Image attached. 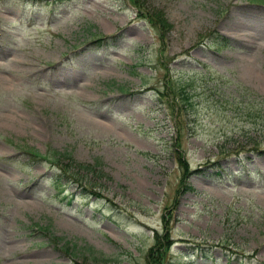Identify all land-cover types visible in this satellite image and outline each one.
Here are the masks:
<instances>
[{
	"label": "rangeland",
	"instance_id": "obj_1",
	"mask_svg": "<svg viewBox=\"0 0 264 264\" xmlns=\"http://www.w3.org/2000/svg\"><path fill=\"white\" fill-rule=\"evenodd\" d=\"M138 1L0 0V264H264V0Z\"/></svg>",
	"mask_w": 264,
	"mask_h": 264
},
{
	"label": "trees",
	"instance_id": "obj_2",
	"mask_svg": "<svg viewBox=\"0 0 264 264\" xmlns=\"http://www.w3.org/2000/svg\"><path fill=\"white\" fill-rule=\"evenodd\" d=\"M64 1H68V0H51L52 3H55V4H62L64 3ZM135 6H136V11L139 12L138 15L141 16V18L147 20V21H151L152 23V26L155 27V28H164L163 26V23H164V20L162 19V16L160 14H157V12L154 10H148L146 11L141 5H140V2L138 0H131ZM98 39H100V41H102L103 39L106 38V36H103V35H99L97 36ZM96 38V39H97ZM126 87L124 86H120V90H123L125 91ZM156 94H158L160 97V100H163L164 99V95L162 96L161 94V91L160 90H156L155 92ZM244 135V134H243ZM243 139L245 140L244 142L247 143V142H252V143H259L258 141H256L254 138H251V136H244ZM252 149V153L253 154H256V155H264V148H257V147H253L251 148ZM220 152L222 154H225L226 156L229 155L227 153H225L223 150ZM36 156H39L37 153H35ZM243 154V155H242ZM62 154L59 155V158ZM35 156V157H36ZM236 160L237 162H239L240 164L248 161L250 159V156L247 154V153H240L239 152H236ZM238 156V157H237ZM33 156V158H35ZM180 157V156H178ZM244 159V160H243ZM58 158H57V162H58ZM71 161V160H70ZM179 161V166L182 167L183 169V173L188 169V166H187V162H186V158L181 157L178 159ZM60 163V162H59ZM75 163L72 161L69 165V167H71V165H74ZM244 165V164H243ZM75 166V165H74ZM77 167H84L87 171L90 170L91 167L95 166V164L93 165H88V164H85V163H79L78 165H76ZM205 166H207L206 168H204L205 170L207 169H211V171H213L211 174L210 172V175L212 177H215V179H218L221 177V174L224 173V165L222 163V161H220L219 159L216 160V161H209V162H206L205 163ZM56 174H53L54 176L56 177H59L57 181L61 180L62 178H66L67 180H71L72 179H69L67 178V176H62V174L64 175L65 173L64 172H56ZM231 173H234V172H231ZM226 176H229L230 173H224ZM75 177V176H74ZM76 178V177H75ZM79 180H81L79 178ZM87 182V181H86ZM86 182H83V183H80L82 185H80V189L82 191V193H89V194H92L93 196L94 195H97V196H101L100 192L97 191V190H92V188L90 187V185H88V183ZM60 185V184H59ZM63 188H60L59 189V192H62ZM64 195H66L64 193ZM107 199V198H104V200ZM105 202H107L108 204L107 205H110L111 203L109 202V199L106 200ZM112 205V204H111ZM154 236V241H153V244H151L149 246V248L147 249L148 251V256H147V259L145 261V264H179L180 260H181V255H179V253H175V252H172L171 248H170V243L171 241L168 240V237L165 236V231H162L160 230V232H155L153 234ZM197 245V244H196ZM198 246V245H197ZM77 250L81 249V250H86L87 252L91 253V255H94L95 253L91 250V248H86V249H83L80 248L78 246V248H76ZM203 249V248H202ZM202 249L200 246H198V251H200V255H205L203 252H202ZM86 251H83V252H86ZM57 264V263H55ZM229 264V263H227Z\"/></svg>",
	"mask_w": 264,
	"mask_h": 264
},
{
	"label": "bare ground",
	"instance_id": "obj_3",
	"mask_svg": "<svg viewBox=\"0 0 264 264\" xmlns=\"http://www.w3.org/2000/svg\"><path fill=\"white\" fill-rule=\"evenodd\" d=\"M168 78V77H167ZM166 79V78H165ZM167 81H168V79H166ZM167 84V83H166ZM171 91V90H170ZM181 134V133H180ZM178 137V136H177ZM244 160V159H243ZM12 242V241H11ZM0 245H2V244H0Z\"/></svg>",
	"mask_w": 264,
	"mask_h": 264
}]
</instances>
